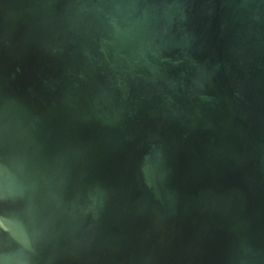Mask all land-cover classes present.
<instances>
[{"label": "water", "instance_id": "95a60500", "mask_svg": "<svg viewBox=\"0 0 264 264\" xmlns=\"http://www.w3.org/2000/svg\"><path fill=\"white\" fill-rule=\"evenodd\" d=\"M0 264H264V0H0Z\"/></svg>", "mask_w": 264, "mask_h": 264}]
</instances>
